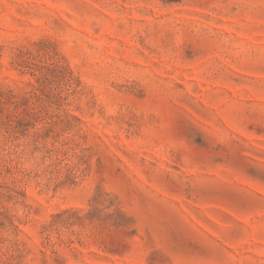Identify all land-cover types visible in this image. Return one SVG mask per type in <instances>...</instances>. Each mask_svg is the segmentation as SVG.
I'll list each match as a JSON object with an SVG mask.
<instances>
[{"label": "rangeland", "instance_id": "obj_1", "mask_svg": "<svg viewBox=\"0 0 264 264\" xmlns=\"http://www.w3.org/2000/svg\"><path fill=\"white\" fill-rule=\"evenodd\" d=\"M0 264H264V0H0Z\"/></svg>", "mask_w": 264, "mask_h": 264}]
</instances>
